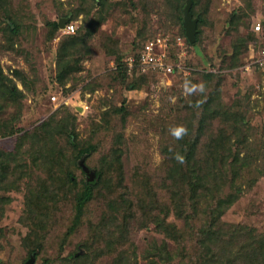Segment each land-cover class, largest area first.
<instances>
[{
    "label": "rangeland",
    "instance_id": "1",
    "mask_svg": "<svg viewBox=\"0 0 264 264\" xmlns=\"http://www.w3.org/2000/svg\"><path fill=\"white\" fill-rule=\"evenodd\" d=\"M185 3L0 0V264H194L189 232L215 195L200 191L196 213V197L182 195L174 153L190 135L200 136L199 153L211 147L228 157L223 143H233L248 158L243 189L234 196L227 188L222 219L264 236V68L251 64L264 44L253 31L258 22L263 31L264 0H193L198 38L183 50ZM63 17L87 41L60 80L59 46L71 33L51 25ZM159 34L182 67L123 77L120 57ZM69 111L76 120L64 134ZM176 126L187 129L182 139ZM90 180L79 224L76 198ZM173 225L187 239L172 238Z\"/></svg>",
    "mask_w": 264,
    "mask_h": 264
},
{
    "label": "trees",
    "instance_id": "2",
    "mask_svg": "<svg viewBox=\"0 0 264 264\" xmlns=\"http://www.w3.org/2000/svg\"><path fill=\"white\" fill-rule=\"evenodd\" d=\"M182 4L184 15L181 16V20L185 17V6L187 4ZM191 4V12L192 16L194 17V13L192 11L193 0ZM233 15H236V12H233ZM198 18V17H194ZM91 19H89L90 21ZM198 23L197 22V31L196 35L198 38ZM59 21H53L51 25V30L55 33L59 29ZM255 24L253 25V31L257 35L264 33L263 31L257 32L255 30ZM182 28L186 31L184 26V20L182 23ZM68 36H65L60 43L59 52L61 54V74L58 75L59 79L62 80L64 76L70 75L72 72L75 71L76 65L73 67L70 61V56L73 54V49H76L77 43L81 41H87V34L85 32L82 33L80 30L79 32L73 31ZM89 37L91 36V31H87ZM155 37V36H154ZM153 38V37H152ZM151 38H148L149 40ZM250 39H253L251 37ZM146 40V41H147ZM197 40V39H196ZM195 40V41H196ZM186 43L190 44L191 42L186 37ZM194 41V42H195ZM144 43L140 46H133L129 53L137 54L138 51L142 48ZM264 45V44H263ZM261 46V45H260ZM72 50V51H71ZM126 56L122 55L120 57L119 62V73L124 77L127 74H131L128 70V63L126 60ZM171 59L176 61L177 57L173 56L171 52ZM63 61V63H62ZM138 71V70H136ZM140 72V71H138ZM149 75H156V72L147 73L144 72L142 74H138L141 77H148ZM209 76H212V73H208ZM132 84H130V87ZM116 109L120 111H126V108H119ZM69 116H72L68 122H65L61 125L63 129V133H67L71 130L69 125L74 118L76 120L75 114H72L70 111L68 113ZM34 132V131H33ZM49 132L50 136H54V132L51 130ZM29 133H25L21 135L22 138ZM226 139L228 138L225 137ZM184 145L185 148L179 150L178 154L183 156L184 163H179L176 159L177 153H174L175 157V166L174 173L177 179V183H180V187H182L183 194L186 191L190 192V196L193 194L196 197L194 199L195 207L193 209L196 213V203H200V200L203 197L200 195V191L210 193L215 195L212 198V202L209 204V207L204 208V221L200 227L191 230L190 239H195L197 244V257H195L194 264H264V236L263 234L256 231L253 227L240 224V223H229L222 219L223 212L221 211V205L224 203V199L232 198L230 192H228L227 188L232 186L235 188L234 196H237V193L243 189L242 182L238 183L239 178L242 175V169L247 165L248 158L241 157L239 148H236L233 151V143L224 144V148H226V153L229 155L225 157L219 154L217 149H212L209 147L207 152L202 151L201 153L197 152V146L200 142L199 135H190L184 138ZM212 140V139H211ZM216 139L215 142H217ZM23 141L21 140L22 144ZM19 144V147L21 146ZM264 146V145H263ZM232 151V152H231ZM263 161H264V150H263ZM231 156V157H230ZM234 160L232 162L229 159ZM264 170V169H263ZM262 170V171H263ZM49 177L51 173H48ZM65 181H69L67 177H64ZM181 181V182H180ZM44 188H46L44 186ZM95 189V182L93 181H86L83 190L76 198V212L74 219L76 222L80 224L84 214V208L86 203L92 198ZM205 194V193H204ZM236 194V195H235ZM189 196V197H190ZM217 196V199L215 197ZM233 196V197H234ZM207 195H205L204 200L206 199ZM46 196L40 198V202H45ZM215 199V200H214ZM209 200V199H206ZM215 201V204H214ZM28 203H31V199H29ZM46 203V202H45ZM174 225L171 227L173 228ZM175 230V227L172 231ZM172 238L176 239L177 241H184L187 238H184V234L181 230H175L172 232ZM184 246V245H183ZM185 247V246H184ZM199 249V250H198ZM69 257L76 259L77 254H71ZM218 257V260H215ZM196 259V260H195ZM199 259V260H198Z\"/></svg>",
    "mask_w": 264,
    "mask_h": 264
},
{
    "label": "built area",
    "instance_id": "3",
    "mask_svg": "<svg viewBox=\"0 0 264 264\" xmlns=\"http://www.w3.org/2000/svg\"><path fill=\"white\" fill-rule=\"evenodd\" d=\"M254 27L257 32L261 31V22L256 23ZM65 30L67 32L75 31L76 24L73 22L66 23ZM178 42L181 44L183 50L186 49L184 38L179 36ZM183 54L184 51H182V53H178V56L182 57ZM176 55L177 54H175V56ZM126 60L128 63V68L131 71L138 70L140 72L147 73L156 72L170 74L175 73L177 68L182 67L181 61L177 62L171 59V44L169 42V38L161 34L145 41L138 53L128 54ZM252 63L264 68V45H261L255 49L251 64ZM56 97L57 96L54 95L53 99H56Z\"/></svg>",
    "mask_w": 264,
    "mask_h": 264
},
{
    "label": "water",
    "instance_id": "4",
    "mask_svg": "<svg viewBox=\"0 0 264 264\" xmlns=\"http://www.w3.org/2000/svg\"><path fill=\"white\" fill-rule=\"evenodd\" d=\"M191 4L192 1L188 0L185 6V17H184V26L186 28L187 38L194 42L197 39L196 31H197V22L198 18H194L191 12ZM69 21L68 17H63L59 20V25L61 28L66 26V23Z\"/></svg>",
    "mask_w": 264,
    "mask_h": 264
},
{
    "label": "clouds",
    "instance_id": "5",
    "mask_svg": "<svg viewBox=\"0 0 264 264\" xmlns=\"http://www.w3.org/2000/svg\"><path fill=\"white\" fill-rule=\"evenodd\" d=\"M171 133L176 139H182L184 135L187 134V129L184 128L183 126H176L171 129ZM176 159L179 163H184V158L181 155H177Z\"/></svg>",
    "mask_w": 264,
    "mask_h": 264
}]
</instances>
